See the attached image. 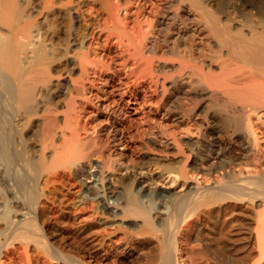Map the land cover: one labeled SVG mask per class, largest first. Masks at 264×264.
I'll return each mask as SVG.
<instances>
[{"label": "bare ground", "instance_id": "obj_1", "mask_svg": "<svg viewBox=\"0 0 264 264\" xmlns=\"http://www.w3.org/2000/svg\"><path fill=\"white\" fill-rule=\"evenodd\" d=\"M0 264H264V0H0Z\"/></svg>", "mask_w": 264, "mask_h": 264}, {"label": "rangeland", "instance_id": "obj_2", "mask_svg": "<svg viewBox=\"0 0 264 264\" xmlns=\"http://www.w3.org/2000/svg\"><path fill=\"white\" fill-rule=\"evenodd\" d=\"M90 186H91V185H90ZM89 196H90V195H89ZM14 254H15V255H14ZM14 254H13L14 259L16 258L15 260L18 262V256H19V255H18L17 253H14ZM17 255H18V256H17Z\"/></svg>", "mask_w": 264, "mask_h": 264}]
</instances>
